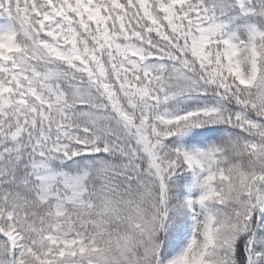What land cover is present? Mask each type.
<instances>
[{
    "label": "snow or ice",
    "instance_id": "1",
    "mask_svg": "<svg viewBox=\"0 0 264 264\" xmlns=\"http://www.w3.org/2000/svg\"><path fill=\"white\" fill-rule=\"evenodd\" d=\"M0 264H264V0H0Z\"/></svg>",
    "mask_w": 264,
    "mask_h": 264
}]
</instances>
